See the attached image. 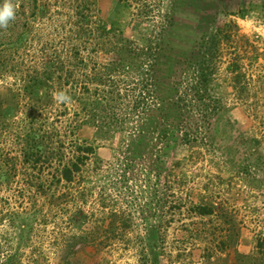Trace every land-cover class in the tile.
I'll return each mask as SVG.
<instances>
[{
	"label": "rangeland",
	"instance_id": "obj_1",
	"mask_svg": "<svg viewBox=\"0 0 264 264\" xmlns=\"http://www.w3.org/2000/svg\"><path fill=\"white\" fill-rule=\"evenodd\" d=\"M114 1L97 0L91 14L110 22ZM128 1L131 12L149 20L160 19L168 4ZM203 1L194 7L210 12L226 36L214 74L225 119L215 122L207 144L176 154L190 193L177 194L184 202L180 209L162 213L170 224L162 233V250L152 256L143 250L145 221L138 206L146 197L144 175L129 187L116 177L114 187H106L115 202L105 206L92 177L95 186L83 202L68 194L76 184L48 186L57 165L49 158L53 131L42 119L50 116L36 115L39 103L22 92L40 62L64 50L77 27L74 7L82 0H38L42 9L36 16L34 0H12L15 20L0 28V264H264V0ZM191 15L188 7L178 14ZM188 197L212 201L214 213L191 215ZM112 212L126 227L117 225Z\"/></svg>",
	"mask_w": 264,
	"mask_h": 264
},
{
	"label": "trees",
	"instance_id": "obj_2",
	"mask_svg": "<svg viewBox=\"0 0 264 264\" xmlns=\"http://www.w3.org/2000/svg\"><path fill=\"white\" fill-rule=\"evenodd\" d=\"M197 3L206 2L168 0L160 19L149 20L131 12L128 0H115L107 22L91 14L97 0H82L74 7L77 27L67 36L64 50L43 59L22 86L39 103L36 115L50 116L42 119L53 131L49 158L57 165L48 186L76 184L68 194L72 201L83 202L95 186L92 177L105 206L115 202L106 187H114L116 177L129 187L130 180L144 175L146 197L138 206L145 221L143 250L152 256L162 250V233L170 224L163 222L162 213L180 209L184 202L177 194L190 193L187 180L178 174L176 154L193 144H207L215 122L225 119L214 74L226 36L210 12L194 7ZM184 7L193 15L178 16ZM37 9L42 7L34 0V16ZM135 25L138 30H133ZM59 91L70 98L61 106L54 101ZM38 136L34 133V139ZM35 147L41 155L36 141ZM38 181L44 183L41 177ZM187 208L197 216L215 211L212 201L190 197ZM111 217L126 227L116 212Z\"/></svg>",
	"mask_w": 264,
	"mask_h": 264
},
{
	"label": "clouds",
	"instance_id": "obj_3",
	"mask_svg": "<svg viewBox=\"0 0 264 264\" xmlns=\"http://www.w3.org/2000/svg\"><path fill=\"white\" fill-rule=\"evenodd\" d=\"M16 6L12 3V0H4L0 5V28L7 29L9 22L15 20ZM54 99L59 102H67L70 98L63 91L56 92Z\"/></svg>",
	"mask_w": 264,
	"mask_h": 264
}]
</instances>
